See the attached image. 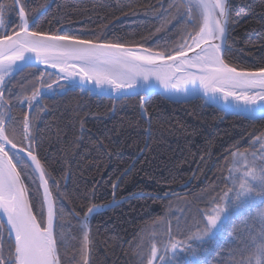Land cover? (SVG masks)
<instances>
[{"label":"trees","instance_id":"trees-1","mask_svg":"<svg viewBox=\"0 0 264 264\" xmlns=\"http://www.w3.org/2000/svg\"><path fill=\"white\" fill-rule=\"evenodd\" d=\"M51 1L22 0L30 21L51 4L31 30L80 39L99 37L166 54L182 42L183 33L173 27L176 13L171 0ZM0 3L5 6V33L18 31L13 0ZM230 13L225 61L238 69L264 67V0H230ZM38 77L37 68L28 69L9 85L12 95L5 93L9 100L3 107L5 126L10 132L16 129L20 144L24 117L29 118L33 151L45 169L57 212L64 206L62 264H83L82 218L89 208L110 204L114 196L131 198L93 214L90 264H142L141 255L151 244L150 228L160 222L168 223L163 240H169V232L184 239L177 232V218L183 227L184 216L189 221L197 216L212 195L225 189L224 157L230 160V152L237 148L255 149V137L264 135V120L226 114L203 99L174 103L159 94L144 101L142 95L110 98L76 89L52 97L47 89L29 111L24 100L32 95L33 84L40 83ZM51 77L43 79L52 83L56 77ZM22 146L26 148V141ZM24 160L29 168L14 159L39 220L41 188L34 168ZM175 190L180 194L156 197ZM238 235L235 248L247 245L245 251L250 252V237ZM232 249L223 241L212 242L198 254L207 264H228Z\"/></svg>","mask_w":264,"mask_h":264},{"label":"snow or ice","instance_id":"snow-or-ice-1","mask_svg":"<svg viewBox=\"0 0 264 264\" xmlns=\"http://www.w3.org/2000/svg\"><path fill=\"white\" fill-rule=\"evenodd\" d=\"M13 3L19 5L20 24L18 31L0 35V108L9 103L5 93L12 95L9 85L16 76L43 63L58 68L64 75L57 74V80L48 83L43 79L45 73L37 68L40 83H34L32 95L25 97L30 108L32 101L42 94L41 89L50 90L52 97L76 89L92 95L94 88L101 90L95 93L100 95L105 85L119 92L133 88L137 78L148 81L155 77L166 92L183 91L186 96L202 93L209 103L220 105L226 114L264 120V67L238 69L227 63L221 54L226 51V33L231 19L229 0H171L170 7L176 13L173 27L179 28L183 35L182 42L167 54L142 46L133 48L101 41L99 37L80 39L34 31L29 26L25 3L22 0H13ZM4 11L5 6L0 3V27L4 24ZM189 51L195 54L188 56ZM47 75L51 78L53 74ZM60 80L67 84H60ZM89 82L94 88L85 87ZM53 84L57 87L53 88ZM151 90L152 86L148 85L144 93L150 94ZM16 139V129L12 127L10 132L0 113V210L7 218L6 223L0 220V264H62L60 249L65 244V232L60 221L64 206L57 212L51 199L45 169L33 151L34 137L27 115L23 120L21 143L17 144ZM23 141H28L27 148L22 146ZM257 144L259 152L249 153L237 148L230 152V160L224 157L228 173L225 189L212 195L207 206L198 209V215L190 221L184 216L183 227L178 217L176 229L184 239H177L169 232L164 253L158 256L157 244L153 242L148 253L141 255L142 264H207L198 253L210 243L220 241L233 245L228 264H264V136L255 137L254 145ZM9 145L16 150L14 154L10 155L7 150ZM21 153L30 158L43 187L39 220L33 212L34 205L29 203L17 165L13 163L15 159L24 168L30 167ZM212 190L215 192V187ZM92 211L93 208H89L81 221L83 264H89L92 241L87 222ZM242 232L251 239L250 252L245 251L247 245L235 248L240 239L238 233Z\"/></svg>","mask_w":264,"mask_h":264},{"label":"water","instance_id":"water-1","mask_svg":"<svg viewBox=\"0 0 264 264\" xmlns=\"http://www.w3.org/2000/svg\"><path fill=\"white\" fill-rule=\"evenodd\" d=\"M53 1H54V0H52L51 3H52ZM229 4H230V0H229ZM50 5H51V4H50ZM50 5H49V6H50ZM49 6H48L45 10H43L42 13L45 12V11L49 8ZM16 8H17V11H18L19 5H16ZM42 13H40V14H39L34 20H32V21L29 20V26H30V29H31L32 25L34 24V22L38 19V17H39ZM228 27H229V24H228ZM226 35H227V38H228V31H227ZM217 42H219V41H217ZM126 47H133V46H126ZM224 47L226 48V45H225ZM133 48H138V47H133ZM196 51H199V49H196ZM187 54H188V56H192V55H194L195 53L192 52V51H189ZM221 54H222V56L224 57V51H222ZM168 63L171 64L172 61H168ZM37 68H40V69H47V70H49V71H53L54 73L59 74L60 76H63V75H64L63 73H60V72H59V69H58V68H57V69H53V68H51L50 66L45 65V64H43V63H38ZM192 71H195V69H193ZM179 75H180V73H177V76H179ZM76 79H79V77H77ZM60 81H61V82H66V83H67V81H65V80H60ZM136 81H137L138 83H140V85H141V88H139L138 90H131V91H128V92L126 91V92H124V93H118V92H114V91H112V90H110V89H106V88H104L102 94H100L99 96L110 97V98H122V97H128V96L142 95V96L145 97V98H144V101H146V100H147L149 97H151L152 95H154V94H159V95L162 96L164 99H166V100H168V101H170V102H174V103H187V102H191V101H194V100H197V99H203V100H205V101L208 102V97L205 96V95H203L202 93H201L200 95H198V96H193V95H191V94H188V95L186 96V95L184 94L183 91L175 92V90H169V91L166 92L165 89L159 84V82L156 81L155 77H150L148 81H144L142 78H137ZM148 85H151V86H152V90H151V93H150V94H145V93H144V88L147 87ZM85 87H86V88H94V85H93L91 82H89V83H87V84L85 85ZM181 89H183V88L181 87ZM99 91H101V90H100V89H95V88H94L93 95H96L95 93H96V92H99ZM125 93H127V95H125ZM133 93H138V94H133ZM222 103H223V102L221 101V104H222ZM210 104H211V103H210ZM213 105H215V106L221 108V106L218 105V104H213ZM142 112H143V114H145L144 109L142 110ZM251 120H252V119H251ZM256 120H258V119H256ZM7 150L9 151L10 155H11V153H15V151H16V150L12 149L10 145L7 146ZM34 154H36V153H34ZM20 155L23 156L24 159H26L27 161H29V162L31 163V160H30V158L27 157V154H26V153H21ZM13 163L16 164V163L14 162V160H13ZM31 165H32V164H31ZM32 167L34 168V165H32ZM16 170H17V172H19L18 168H16ZM19 173H20V172H19ZM36 175H37V178H38V180H39V184H40V188H41V193H42V197H43V187H42V185H41V181H40V179H39V173L36 172ZM20 176H21V180H22V182H23V184H24V186H25V188H26V190H27L26 194H27V196H28L29 203L31 204V200H30L29 192H28L27 186H26V184H25V181H24V179H23L21 173H20ZM48 184H49V183H48ZM188 184H189V183H188ZM188 184H187V185H188ZM187 185H185V187H186ZM116 186H117V184H116ZM49 189H50V187H49ZM178 194H180L179 191H178V190H175V191H172V192L167 193V195H165V194H163V195H157L156 197H160V198H170V197H173V196L178 195ZM130 198H131V196H129V197H125V198H122V199H119V200H118V199H116V197L114 196V198H113V200H112V202H111L110 204L103 205V206H93V207H92V208H93V211H92L91 213L88 214V222H87V224H88V228H87V230H88V232H89V238H90V240H91V235H90V221H91V218H92L93 214H95L96 212H99V211H105V210H108V209H110V208H113V207H115V206H117V205H119V204H121V203L127 201V200L130 199ZM51 199H52L53 202H54V199H53V197H52V194H51ZM54 204H55V203H54ZM44 206H45V212H46V218H47V206H46V204H45ZM33 212H34V211H33ZM34 214H35V213H34ZM0 219L6 223V219H7V218H6V216L3 214L2 210H0ZM90 249H91V245H90ZM90 260H91V251L89 252V264H90Z\"/></svg>","mask_w":264,"mask_h":264},{"label":"rangeland","instance_id":"rangeland-1","mask_svg":"<svg viewBox=\"0 0 264 264\" xmlns=\"http://www.w3.org/2000/svg\"><path fill=\"white\" fill-rule=\"evenodd\" d=\"M3 21H4V19H3ZM5 31H6V29H5V22H4L3 27H0V35H1V34H5ZM189 43H191V41H190ZM42 71L45 73V75H47L48 73H52V74L56 77L55 80H57V74L54 73L53 71H49V70H47V69H42ZM45 75H44V77H43L44 79H45ZM48 77H49V76H48ZM51 78H52V77H51ZM104 88H106V89H110V87L107 86V85H105ZM46 90H47V89H41V93H42V94H41L40 96H38V97L36 98V100L32 101V104H33V103H39V102L41 101L42 96L46 94ZM110 90H111V89H110ZM24 103L28 106V102H27L26 99L24 100ZM31 109H32V107H31V108L29 107V111H30ZM0 113H3V115H4V119H6V117H7V113H6V110H5L4 108H0ZM29 123H30V121H29ZM263 136H264V135H263ZM27 146H28V141H26V148H27ZM252 151H257V152H259V145H258V144L255 145V149L249 151V153H251ZM15 161L18 162L17 160H15ZM18 163H20V162H18ZM45 221H46V212H45ZM167 225H168V223L160 222V223L155 224L154 226H152V227L150 228V231H149V233H151V235H152L150 248H151L152 243L155 242V243L157 244V247H158V256L164 253V248H165V246L168 244V240H163V238H164L165 235H166L165 232H166V226H167ZM156 236H157V237H156ZM158 237H161V238L158 239ZM150 248H149V249H150ZM170 254H171V253H169V255H170ZM154 264H158V262H154Z\"/></svg>","mask_w":264,"mask_h":264},{"label":"bare ground","instance_id":"bare-ground-1","mask_svg":"<svg viewBox=\"0 0 264 264\" xmlns=\"http://www.w3.org/2000/svg\"><path fill=\"white\" fill-rule=\"evenodd\" d=\"M180 87H184L182 84L180 85ZM139 88H141V85H140V83H138L137 81L135 82V85H134V87L133 88H131V89H124V90H122V91H119L118 93H124V92H128V91H131V90H138Z\"/></svg>","mask_w":264,"mask_h":264}]
</instances>
